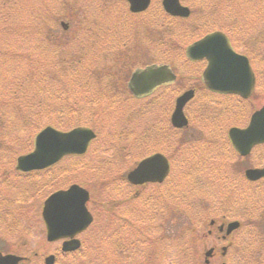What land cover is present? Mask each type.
<instances>
[{
	"label": "rangeland",
	"instance_id": "374dc122",
	"mask_svg": "<svg viewBox=\"0 0 264 264\" xmlns=\"http://www.w3.org/2000/svg\"><path fill=\"white\" fill-rule=\"evenodd\" d=\"M57 1L51 0L52 15L50 16L51 23L48 25L49 30H52V36L57 42L53 46H48L47 50H65L69 58L72 59L75 56L71 61L74 63L80 62L78 66H76L77 64L74 65L80 85L71 87L70 78L65 72H62L64 67L58 68L59 72L61 71V77L58 79L61 84L60 99L56 100L55 98L53 103L48 105L49 101L46 103L44 96L43 98L41 96L37 97L30 104V108L37 109L36 101L41 100L40 110L42 114L39 120L32 126L23 125L21 127L15 121L14 127L8 126L3 132L5 141L0 142V204L2 202L8 207H1V205L0 215H2V211H10L15 215L17 226L11 221L12 231L7 232L8 229L2 226L4 225L3 218H0V252L3 255L15 254L22 257L25 259V263L28 264H44V259L49 255H55V264H180V256L177 255L178 246L176 247L175 240L181 234H186L184 232L186 230L187 234L183 242L189 248L184 259L187 260L188 264H203L204 252L212 245L218 244L215 235L205 237L204 250L202 234L206 235L207 231L202 226L204 225V219H207L209 215L204 216L201 207L194 204L191 213L183 209L181 214V208L177 209V212L172 207L163 222L160 220L159 211L157 213L153 211L152 216H148V218L143 213L146 210L143 205L146 204L148 208L154 200L152 192L165 191L166 188L164 190L155 189L153 186L133 188L128 186L126 182L122 184L120 181L124 179L127 172L139 159L159 149L158 151L166 154L172 160L171 174L166 181V184L170 186L174 182L172 178L173 170L181 169V166L185 165L184 161L190 158L186 149L204 143L205 139L206 144H215L212 145L214 148L210 152L205 149L203 144H200L197 150L199 157L205 161L204 169L207 172H213L218 179H232L234 186L228 192L229 197L226 200L227 202L225 201V205L231 211L239 213L243 218V213H240L242 212L240 207L241 197L237 198L236 188H247L245 187L246 183L240 177L238 169L243 165L258 164V158L264 156V148L259 149L251 159L243 162L229 148L225 135L231 125L243 123L246 120L245 113L247 111L250 114L251 111L264 104V85L256 94L254 93L252 99L247 103L236 102L237 104H230L231 107H228L227 102H221L220 104L212 101L202 102L200 98L190 103L187 107V113L189 119L191 117V134H195V136L191 137L190 132L187 136L182 134L183 132L178 133L174 152L170 151L173 148L171 143H156L149 151L141 149V145L146 146V140H148V138L145 140V123H151L159 127L166 125L173 101L164 98L152 107H150L151 105L145 106L149 103H157V101L151 100L146 103L134 101V98L128 97L129 94L125 85L133 70L142 68L152 61H160L159 58L148 61L146 56L150 54L147 52L152 54L154 53L152 50H158V53L162 55L161 58L168 53L163 51L169 50L166 49L167 46L184 52L190 43L207 33L205 31L201 33L203 22L227 23L233 26H236L237 22L234 21L235 19L225 18L226 15H224L222 5L224 1L219 6H214L208 2L205 5V10L200 11L198 3L195 7L193 6L195 0H183V4L193 12L189 22L172 21L175 26H167V21H163L156 16L159 11L160 0H152L154 3L150 11L144 14L145 17H129L121 0H64V6H58ZM240 2L244 3L241 15L243 19H246V21L242 20L245 21L242 23L249 25L248 21L252 22L254 18L256 19L261 14L262 23L260 25L255 23V25L264 26V0H242ZM31 4L32 9L43 12L46 9V4L49 5V1L33 0L31 2L30 0L26 2L24 7L29 8ZM61 4L62 2H60ZM46 13L45 11L42 14ZM162 21L166 27L161 26ZM60 22L67 24L66 30H62ZM27 25L30 26V31H34L35 18L30 21L25 19L22 24L16 25L14 33L4 37L0 36V44H4L6 49L4 51L10 54L6 58L10 67H12L6 78L5 74H0V81L12 80L13 74L19 76L28 71V66L24 63V59L26 62L27 53H30L31 58L34 59V52L36 51L34 48L37 41L33 39L28 43L26 31L21 29ZM17 29H21L19 34L16 33ZM113 33H116L117 38H119L117 45H123L124 49L117 45H109L110 41L113 40L111 38ZM138 34H140V40H137L139 46L135 47L133 46L134 41H131V39ZM248 34L249 31L246 34L244 33L238 41L242 47L248 49L246 51L250 52V47H252L250 42L253 39L249 40L252 37ZM19 43L22 45L21 49L18 47ZM140 45L143 50L139 49ZM132 51L137 56L131 57L130 53ZM246 51L241 50V52L247 54ZM259 51L263 56L261 62L264 65V46ZM14 52L21 54L22 58L21 55L12 57ZM45 63H48V66L51 65L48 61H45ZM0 69L6 71L3 67ZM87 73H91L93 76L91 80L93 89H90V91L84 86L88 82H83L82 79ZM116 79L117 82L114 81ZM97 85H101V87L96 88ZM109 96L113 97L109 98ZM137 109H141L144 114L141 113L136 120L130 122L132 121L130 120L132 118L131 114L136 112ZM196 110L203 113L205 119L209 115L212 119L214 117L216 119L220 118L222 121L218 124L219 130L210 132L206 127L204 129L197 115L193 113ZM216 112H220V115L217 116ZM33 113L36 114V112ZM74 122L85 124L81 126L92 127L97 134L96 141L90 146L84 157H69L72 159H65L59 165L42 174L30 173L27 193H23L22 189H20L22 192L18 193L12 187L5 185V180L10 184L16 176L11 172L10 175L8 174L6 178H3L5 176L4 169H14L16 158L25 152L32 151L34 137L45 123L51 124L50 126L54 128L57 126L56 129L60 131H68L70 129L65 128L66 124ZM86 123L88 124L86 125ZM216 124L217 122L214 127H216ZM205 125L208 126L209 124L205 123ZM34 128H38V130H34ZM123 130L127 133L130 132L127 138L118 137V132ZM171 136L173 141L172 131L165 129L161 132L159 139L163 142H169ZM151 142H153V139ZM135 145H138L139 150H136ZM223 146L226 147V150ZM73 161H77V163L73 164ZM188 162L194 161H187L186 164ZM69 167L72 172L61 176ZM236 170H238V175ZM78 181L82 182L78 185L83 186L91 194V202L88 208L94 216V223L88 233L82 236L81 249L73 255L65 256L60 253V242L53 244L46 242L41 212L44 201L52 192L65 190ZM207 184L208 181H205L206 186ZM261 185L262 183L254 187H256V190H264L260 187ZM34 186L37 188L32 189ZM215 189L216 193L212 194V197L207 196L205 200L201 199V204L205 207V214L208 213L210 203L213 205L219 203L220 195L223 196L222 191L228 189V185L223 182L222 185L215 186ZM178 192L188 195L189 189L187 185L179 186ZM206 192L207 190H205V195H208ZM262 195L263 193L260 194V196ZM247 197L246 199H248ZM111 200L115 203L113 209L108 212L106 204ZM143 200L146 201L142 205ZM189 200H192L191 203H195L192 197ZM259 201L258 199L257 202ZM250 203L256 205V202L252 200ZM168 205L171 206L169 202ZM262 207L264 208V206ZM213 217L215 218V216ZM198 223L201 224H199L201 228H199ZM246 231V228L245 230L242 229L234 237V239L237 238L234 248L241 250V255L238 258L240 263L236 262V264H264V253L261 252L264 241L259 244L254 243V238L247 241L245 239L247 236ZM245 242L247 246L243 245ZM117 246L122 249V256L117 255V251L113 250ZM219 246L217 247L218 251L222 249V246H227V243L219 242ZM232 254L233 251L231 250L230 255ZM212 264H222V261H214ZM227 264H230L229 260Z\"/></svg>",
	"mask_w": 264,
	"mask_h": 264
},
{
	"label": "trees",
	"instance_id": "16d2710c",
	"mask_svg": "<svg viewBox=\"0 0 264 264\" xmlns=\"http://www.w3.org/2000/svg\"><path fill=\"white\" fill-rule=\"evenodd\" d=\"M27 1H30V0H0V36L4 37L5 35H9V34L14 33L15 29L17 27L16 25L22 24L25 19L30 21V20L35 18L36 25L33 28L34 31H30L31 28L29 25L22 27L21 29H24L26 31V39L28 40V43H30V40L32 41L33 39H35L37 41L35 44V48H34V50H36L34 52L35 53L34 59L31 58L32 55L30 53L26 54V62L24 59V63H26V65L28 66V71H26L25 74H22L19 76H16L13 74L12 80L11 79L5 80L6 82L0 81V85H2V86H0V142L5 141V139L3 138L4 130L8 126L14 127L15 121H17L19 126L21 127L23 125H25V126L31 125L32 126L36 121L39 120V118L41 117V114H42V112L40 110L41 105H42L41 100L36 101L37 109L34 110V109L30 108L31 107L30 104H32L33 100L37 99V97L41 96L43 98V96H44L45 102L48 103V101H49L48 105H51L50 103H53V99H55V98H56V100L60 99L59 98V93H60L59 90L61 89V84L59 83L58 79H60V77H61V71L59 72L58 68L64 67V70H62V72H65L66 75H68V77L70 78V86L71 87L76 86V85L77 86L80 85L79 81L77 80L78 73L74 68V65L77 64L76 66H78L80 64V62L74 63L71 61L72 59L75 58V56H73V58L71 59L68 57V53L65 50H63V51H61V50H47L48 46H53V44L55 42H57L56 39H54V37L52 36V33H51L52 30H49V28H48V25L51 23L50 16L52 15V11L50 9V6H52L51 0H48L49 5L46 4V9H45V11L47 12L46 14H42L43 12H45L44 10L42 12V11H36V10L32 9L31 6L33 3L29 6V8L24 7L26 5ZM32 1L33 0H31V2ZM39 1H43V0H39ZM103 1H105V0H103ZM181 1L183 2V0H181ZM223 1H224V4H222V5L224 7V15H226L225 18H228L230 20L235 19L234 21L237 22V25L233 26V25H229L227 23L218 24L216 22L209 23L208 21H205L201 25V33L204 31L208 33V32L214 31V30H219V31L225 32L228 35H238L240 37H243L244 33L246 34V32L249 31L248 35H251L250 37H252L249 40L253 39V42H254L253 46H256L258 48V50H251L250 51L251 57L254 59H258L259 61H262L263 56H261L260 51H259L264 46V26H262V27L259 26L263 20V18H261L262 17L261 14H259L256 19L254 18V20L252 22L248 21L249 25L247 23L244 25L242 22H245L246 19H243L242 15H241L242 14L241 10H242L243 5H244V3L240 2L242 0H195L193 6L195 7L196 3H198L199 10L204 11L205 5L208 4V2H210L209 4H213L214 6H219ZM60 2H62L61 5H60ZM64 2H65L64 0H58L57 4H58V6H62ZM121 2L124 4L123 0H121ZM192 12H191V15H192ZM126 14H128V13L126 12ZM151 14H153V13H151ZM156 16L163 21H167V23H166L167 26H169V25L175 26V24L172 23V21L189 22V19L191 18L190 17L188 20L171 18V17L167 16L160 7H159V11L156 14ZM48 20H50V21H48ZM242 20H245V21H242ZM163 21H162L161 26L165 25V24H163ZM255 23H259V25L256 26ZM164 27H166V26H164ZM177 27H179V26H177ZM205 28H206V30H205ZM21 29H17L16 33L19 34ZM19 44L20 45L18 47L21 49L22 45H21V43H19ZM135 47H136V45H135ZM166 49H169V50H163L165 52H168L162 58L164 61L169 62L173 58H179V59H181L180 62L186 63V58L184 56L183 51L171 49L170 46H167ZM4 50H6L5 45L0 44V68L3 67L6 70V71H2L0 69V71H1L0 74H5V78H6L7 73L12 70V67H10V64L8 63L7 58H6V56H10V54L8 52H5ZM17 55H21V54L14 52L12 57H17ZM161 56L162 55H160V57ZM21 58H22V55H21ZM45 61H48L49 63H51V65L48 66V63H45ZM48 71H50V72H48ZM46 72H48V73H46ZM92 77L93 76L91 73H87L84 75V77H82L83 82L84 81L88 82V84L85 83L84 86L86 88H88L89 91H90V89H93V85L91 84ZM64 86H66V85L64 84ZM98 87H101V85H97L96 88H98ZM155 104H157V103H155ZM148 105H151L150 107H152L154 105V103H149L146 106H148ZM150 107H148V108H150ZM140 110L137 109L136 112L131 114L132 118H130V120H132V121H130V122H133L134 120H136L141 115ZM33 112H36V114L34 115ZM70 113H73V112H70ZM70 113H68V114H70ZM142 113H143V111H142ZM195 114L198 116V120H200V118L202 117V113H199V111L198 112L195 111ZM216 115L218 116L219 114H217V112H216ZM214 119H215V121H213ZM216 122H217L216 127H214ZM88 123H86V125ZM50 125L51 124H49V123H45L41 129H43L46 126H50ZM81 125H85V124H80V123L77 124L75 122L74 123H68V124H66L65 128L66 129H72L74 127L81 126ZM145 129H146L145 140H146V138H148V140H146L147 145L145 146V149H143V148H141V149L144 151H149V149H151L156 143H159L161 141L159 139V136L161 135V132L163 130L167 129V127L165 124L162 125L161 127H159V126L154 125V124L152 125L151 123H149V124L146 123ZM208 129H211L210 132L211 131L214 132V130H219L218 119H216L215 117L213 119H211V121H209ZM34 130H38V128H34ZM129 135H130V132L127 133V131H125V130L118 132V137L127 138V136H129ZM152 139H153V142H151ZM200 144L201 143H199V145L196 144V146H190L186 149L188 157H190V158L188 160L184 161L185 165L183 164V166H181V169L178 170V172H177L178 175L174 179V182L170 184V186L165 183L162 186H156L155 187V188L162 189V190H164V188H166V190L165 191L152 192L153 197H154L153 203H150L151 205H149L148 208H147L146 204L143 205L146 208V210H145V216L146 217H148V216L151 217L153 211H156V213H157V211H159L160 220H161V222H163V219H165L166 214L168 213V211H171L170 209L172 207L175 210L181 208L180 209L181 214H182L183 209L186 210V212L191 213L192 205H194V204L199 205L201 207V209L203 208V206L201 204L202 203L201 199L204 200L203 194L205 193V190H207L206 194L216 193L214 191V190H216L215 186L222 185L223 182H226V184L228 185V189H227V193H228L230 188L234 186L232 179L231 180H229L230 178L218 179L217 176L213 172H207L206 169H204L205 168V161L201 157H199V155L197 154L198 153L197 150L200 147ZM135 148H136V150H139L138 145H135ZM210 148H214V147L211 146L210 143H208V145L205 146V149L208 152H210V150H211ZM225 148H224V150H226ZM25 153H23V154H25ZM18 155H20V154H18ZM67 159H72V158H67ZM201 159L203 160V162L201 161ZM190 160H193L194 162H188L186 164V162L190 161ZM72 163L76 164L77 161H73ZM72 167H74V166H72ZM48 171L40 172L37 174H42V173H45ZM11 172H13V174H15L16 177L13 178V180L11 181L10 184L8 183V181L5 180L4 181L5 185L7 187H12L18 193H21L22 190H23V193H27L28 190H26V189L28 186V182L30 181V180H28L29 179L28 176H30V175H25V174H20L18 172H15L13 168H5L4 169L5 176L3 178H6L8 174L9 175L11 174ZM69 172H72L70 170V167L66 171H64V173H62V172H58V173H62L61 174V176H62L63 174H68ZM61 180H62V177H61ZM205 181H208L207 186L205 185ZM60 182H62V181H60ZM120 182L122 184H124L125 180L122 179ZM80 183H82V182H80V181L77 182V184H80ZM185 185H187V187L189 189L188 195H185V194L178 192V187L179 186H185ZM245 187L250 188L248 185H246ZM36 188H37L36 186L32 187V189H36ZM20 189H22V190H20ZM117 190L118 189L116 188V191ZM245 190L246 189H243V188H236V191L238 193H242ZM262 191H264V190H262ZM191 197L193 198L195 203H191L192 200H189V198H191ZM228 197L226 198V200L228 199ZM258 199L260 200L258 205L259 206L264 205V197H259ZM148 201H150V199H148ZM168 202L171 204V206L168 205ZM221 205H222V202H219L216 205L210 204L209 209L212 212L213 208H216V207L220 208ZM0 206L3 207L6 205H4L1 202ZM246 206L247 205L245 204V195H244L243 197L240 198V207L242 210V212H240V213L241 214L243 213V217L246 221V224L247 223L249 224L248 229L246 231L247 236L245 237V239L247 241H249V239L254 238L255 239L254 242H258V241L263 242L264 241V214L260 215V218L262 219V230H260V229H251L250 230V228H252L250 221H251V217L253 214V210L246 208ZM6 207H8V206H6ZM223 207L226 209V211L230 210L226 205H223ZM177 212H178V210H177ZM1 214L2 215H0V218H3V221H4L3 222L4 225H2V226L4 228L8 229L7 232H9L10 230L12 231L11 221L15 223V215L10 213V211H8V212L2 211ZM177 214H179V213H177ZM223 215L225 217L229 216L228 214H223ZM155 217L157 218V216H155ZM144 220H147V219H144ZM1 224H2V221H1ZM253 225H254V227H256V226H258V223L254 222ZM15 226H17L16 223H15ZM184 232H186V234H187L186 230ZM188 232H189V230H188ZM186 234L185 233L181 234L177 238V240H175L176 247L178 246L177 247V251H178L177 255L180 256L179 257L180 264H188L187 260L184 259L188 254L187 249L189 248V246L187 244H184V242H183ZM190 234H191V232H190ZM114 246H113V248H114ZM184 249H185V251H184ZM113 250L117 251V255L122 256V249L119 248V246L115 247V249H113ZM237 250L238 249H236L235 252H233V254L237 255ZM236 262L240 263V262H238V257L232 255V259L230 261V264H236Z\"/></svg>",
	"mask_w": 264,
	"mask_h": 264
},
{
	"label": "water",
	"instance_id": "95a60500",
	"mask_svg": "<svg viewBox=\"0 0 264 264\" xmlns=\"http://www.w3.org/2000/svg\"><path fill=\"white\" fill-rule=\"evenodd\" d=\"M126 1L132 13L143 12L150 4V0ZM162 6L165 12L173 17L187 18L190 14L189 9L181 6L179 0H162ZM62 27L66 29L67 25L62 23ZM186 55L192 61L203 59L207 61L208 66L203 72V80L208 90L235 94L243 99L251 95L254 77L248 61L231 50L224 34L214 32L205 36L190 45ZM171 80H174V76L167 67L147 69L133 74L132 91L135 95H142ZM192 97L193 91H188L176 100L171 117V123L175 128L187 126L183 108ZM228 136L240 156H246L254 146L264 144V106L251 116L245 129L231 128ZM94 138L93 131L85 127H78L68 132L47 127L35 137L33 151L17 158L16 170L24 173L44 170L66 156L83 155ZM168 172L169 165L166 158L155 154L141 161L130 171L127 180L132 185L161 183ZM245 177L249 181L264 178V168L246 170ZM88 200L89 193L85 189L72 185L65 191L53 193L44 201L42 220L48 242L69 239L62 244L63 252H74L80 247L79 241L74 237L85 231L92 222V216L85 206ZM237 227L238 223L229 224L226 233L229 234ZM211 253L212 250L208 251L206 256H211ZM21 261L22 258L18 256L0 254V264H18ZM53 262V256L45 259V264H53Z\"/></svg>",
	"mask_w": 264,
	"mask_h": 264
},
{
	"label": "flooded vegetation",
	"instance_id": "af4514ba",
	"mask_svg": "<svg viewBox=\"0 0 264 264\" xmlns=\"http://www.w3.org/2000/svg\"><path fill=\"white\" fill-rule=\"evenodd\" d=\"M227 38H228L230 45H232L231 46L232 50H235L236 52L238 50H248V49H243V48H240L237 46L234 47V45H233L234 43L232 42V39L229 36ZM250 50H257V49L250 47ZM117 51L122 52L121 50H117ZM149 54L150 55L147 56L148 61L160 58V54L158 52H154L152 54L149 53ZM187 61L189 62L187 65H179V63L178 64H174V63L173 64L172 63L165 64V65H168V68L171 70V72L175 76V80L173 82H168V83L162 84L159 87H157L156 89H154L150 92H147L146 94H144L138 98L134 97L130 93L131 94L130 96L132 98L137 99L141 102L151 101V100L159 101L160 99H164V98H166V99L169 98L168 100L173 101L172 110L170 111V114L168 116V125L170 127V131L173 132L172 134L175 137L178 133V130L175 129L171 125L170 116H171L172 111L174 110L176 100L183 93H185L187 91H193V93H194L193 99L186 105V107L184 109V114L189 121V117H188V113H187V107L190 105V103L195 102L197 100V98H200L201 99L200 101H202V102L212 101V102H217V104H220L221 102H223V103H226V102H238V103L244 102L245 103L246 102L247 103L248 101H250L252 99L254 93L256 94L259 89L263 88V85H264L263 84V82H264V65L262 63L255 64L254 66L250 63V67H251L252 72H253L254 77H255V88H254L252 94L250 95V97L248 99H242L241 97L236 96V95H227V94L217 93V92L208 90L206 88V86H204V82H203V78H202L203 71L206 70L208 63L205 61H201V62H191L189 60H187ZM159 65H161V63H157V62L152 61L149 64L144 65L142 67V70L146 69V68L156 67ZM181 66H188L189 67L188 71H186L184 73H180L179 72L180 68H178V67H181ZM115 82H117V79L115 80ZM127 86H129V83ZM129 90H130V86H129ZM257 110L258 109H254L253 111H251L250 114L248 115V118L242 123L241 126H239V128L245 127L249 117L252 115L253 112H255ZM175 140L176 139H173V141H172L173 145L175 144L173 148L176 147ZM261 148H264V145H260V146H256V147L252 148L250 153L248 155H246L245 157H240V160L245 162V161L251 159L254 156L255 152H257ZM258 162L259 163L256 165L252 164V165L246 166L244 171L246 169L263 168L264 167V156L259 157ZM90 202L88 203V205L90 204ZM222 218L223 219H220L221 221H218V222L213 221L214 222L213 224L210 223L211 220H209L208 218L206 220L204 219L205 224H206L207 237H212L214 235V233L217 232L216 228L219 225L227 223L226 221H224L225 216H223ZM84 234L79 236L80 240L82 239V236ZM204 237H205V234H204ZM216 239H217L218 244H214L210 247V248L214 249V256H213L214 258L217 255V253H216V251L218 249L217 247H220L219 242H223V244L225 243V240H223V234L218 233V236L216 237ZM217 257H219V256H217Z\"/></svg>",
	"mask_w": 264,
	"mask_h": 264
}]
</instances>
